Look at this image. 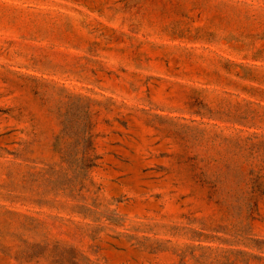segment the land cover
<instances>
[{"label":"rangeland","instance_id":"rangeland-1","mask_svg":"<svg viewBox=\"0 0 264 264\" xmlns=\"http://www.w3.org/2000/svg\"><path fill=\"white\" fill-rule=\"evenodd\" d=\"M0 264H264V0H0Z\"/></svg>","mask_w":264,"mask_h":264}]
</instances>
